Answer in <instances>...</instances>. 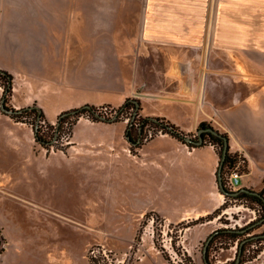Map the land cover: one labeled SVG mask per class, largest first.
Segmentation results:
<instances>
[{
    "label": "crops",
    "instance_id": "obj_1",
    "mask_svg": "<svg viewBox=\"0 0 264 264\" xmlns=\"http://www.w3.org/2000/svg\"><path fill=\"white\" fill-rule=\"evenodd\" d=\"M13 2L0 0L5 25ZM21 12L19 17L28 10ZM38 28L28 33L31 57L22 48L18 52L28 67L21 71L22 90L14 89V98L24 102L14 104L17 108L37 102L53 120L83 104L120 105L136 96L142 116L165 117L187 133L197 132L204 122L226 133L230 152L245 160L238 189H264V0H146L134 40L104 42L102 62L86 59L74 68L73 39L69 41L58 25L53 27L58 39L35 36ZM95 78L100 85H95ZM17 126L26 131L36 152L46 155L43 147L37 149L35 138ZM127 126L126 121L81 118L73 129V153L52 156L62 165L70 164L73 175L86 178L83 188L88 193L100 192L96 179L102 171L119 172L122 166L116 199L124 205L132 201L137 203L134 208H141L143 198L147 208H158L167 216L178 209L181 218L203 216L219 207L224 195L217 176L221 159L214 145L190 147L165 134L133 155ZM3 198L26 204L18 196ZM3 211L0 226L8 237L0 264L12 244L19 251L6 264H39L38 259L54 264L56 255L48 244H60L59 239L30 237L19 217H12L7 208ZM11 229L15 237L9 236ZM234 253L230 249L223 256L230 259Z\"/></svg>",
    "mask_w": 264,
    "mask_h": 264
},
{
    "label": "rangeland",
    "instance_id": "obj_2",
    "mask_svg": "<svg viewBox=\"0 0 264 264\" xmlns=\"http://www.w3.org/2000/svg\"><path fill=\"white\" fill-rule=\"evenodd\" d=\"M145 5L146 0H28L27 4L26 0H14L9 9L11 17L6 18L8 23L3 24L0 18V69L13 76L12 92L7 94L6 107L23 109L37 105L41 108L37 102L20 108L14 105L24 103L22 99L14 98L15 86L21 89L23 85L21 71L28 67L22 65L24 61L19 58L18 52L22 48L23 54L31 57L27 38L34 26L39 25V30L34 32L35 36L58 39L59 34L53 30L58 25L69 41L73 39L74 68L83 65L86 59L95 61L94 63L102 62L100 49L104 42L134 40L142 24ZM23 10H28V13L19 17L18 13L21 14ZM93 81L95 85H100V79L95 78ZM5 89V81L0 78V212L7 208L12 217H19L29 227L30 237L59 239L60 244L58 240L46 243L55 252L54 264H205V245L215 231L241 230L263 219L264 213L260 205L223 193L219 207L203 216L193 214L181 218L178 209L167 211V216L165 211L158 208H147L148 202L143 198L141 208H134L133 203L136 202L132 201L121 204L116 197L120 188L119 172H122V166L119 172L115 169L102 171L101 178L96 179L97 184H101L100 192L88 193L83 188L86 178L73 175L70 164L62 165L52 155L73 153V129L81 118L95 122L126 121L128 129L133 110L128 109L117 121L94 120L87 114L80 116L75 123L73 118L70 119L65 123L61 138L57 140L56 134L55 146L50 149L43 147L35 139L37 149L43 147L49 156L46 157L43 153L36 152L29 144L26 131L17 126L24 127L29 137L35 138L33 117L25 116L22 122L2 111ZM31 97L33 96L28 97L29 101L32 100ZM130 98L138 99L136 96H129L120 105L102 103L96 106L100 108L99 112L114 117L116 110ZM61 113L53 120L45 113L46 121L41 122L43 132L52 133L48 125H57ZM140 117L156 116L139 114L136 125ZM146 132L148 139L141 146L133 148L130 143L133 155H139V148L147 142L159 135L168 134L158 132L153 126H148ZM192 134L197 135V132ZM194 138L196 139L195 136ZM217 147L219 150V146ZM217 147L215 149L219 155ZM244 167L245 162L242 161L239 171ZM14 194L25 200L26 204L3 198H11L12 195L16 197ZM173 196L176 197L175 194ZM1 218L7 221L4 215ZM16 233L15 229L8 231L10 237H15ZM238 233L244 235L231 237L228 233H222L210 248L208 245L206 254L209 253L208 259L212 264H234L241 241L263 234L264 222ZM4 236L8 237L6 234ZM246 244V261L243 264H264V239H255ZM12 245L3 264L11 263L17 257L16 251L19 250L16 245ZM230 249L235 253L229 259L223 255ZM46 261L48 260L38 259L39 264H46Z\"/></svg>",
    "mask_w": 264,
    "mask_h": 264
},
{
    "label": "trees",
    "instance_id": "obj_3",
    "mask_svg": "<svg viewBox=\"0 0 264 264\" xmlns=\"http://www.w3.org/2000/svg\"><path fill=\"white\" fill-rule=\"evenodd\" d=\"M0 78H3V80L5 81L6 96H4L2 99V102L5 104L7 94H10L12 92L13 76L10 73L0 69ZM5 107H6V105H5ZM7 109H9V108H7ZM99 109L100 108L97 107L96 105L86 104V105H83L79 108H74V109L62 112L59 116L57 125H50V124L48 125V127L52 129L51 134H46V132H43L41 122L46 121V117H45L44 111L41 108H39L37 105L28 106V107L23 108V109L11 108L9 110H11L12 112L8 113V114H10L17 121H22V122H24L23 119L25 118V116H32L33 121H34V122H32V124L35 128V139H36V141L39 144H41L43 147L50 149L52 146H55L54 139H55L56 134L58 135L57 140L59 138H61L62 133L64 131L65 123L68 122L72 118L74 119L73 123H75L80 116L87 114V115H90L94 120L95 119H97V120L103 119L106 121H117L121 118V116L128 109H132L133 111L130 113V118H132V119H131V123L127 129L126 136H127L128 140L131 143L133 148H137V147L141 146L143 144V142L148 139L146 128L148 126H153L155 129H157L158 132L168 133V134L172 135L173 137L181 140L182 142H184V143H186L192 147L203 146V145L208 144V143L213 144L215 147L219 146V150H218V147H217V150L219 151L220 159L222 160L223 149H224V140L221 137L213 135L208 131H204L201 133V136H203V138H204V142L201 145H196L193 142L186 141V137H191L192 139L195 140V138H194V136H195L196 139H198V137H199L198 131L201 129L212 128V129L216 130L209 123H205V122L201 123V125L199 126V128L197 130V135L185 132L179 126H177L176 124L172 123L171 121H169L168 119H166L164 117H140L138 119V123L136 125L135 124L136 119L138 118V116L140 114L139 113L140 101H139V99H136V98L128 99L121 107H119L116 110V114L113 115L114 117H110L108 115H105L104 113L99 112ZM5 113H7V112H5ZM219 133H221V132L219 131ZM221 134L229 140V137L226 133H221ZM237 162H238V154H234V153L230 152V148H228V152H227L226 158L223 162V168H222V177H223L224 184H225V187H226L228 192L237 191V190H230L227 187V182H226L227 181V174L230 172L231 169H233L235 167ZM221 192H223V191L221 190ZM252 192H254V190H251L250 193L246 192V191H241L235 196H231V195H226V196H231L232 198L241 199V200L242 199L251 200L254 203L260 205L262 210H263V213H264V189L262 191H259V192L256 191L261 195V197L253 194ZM262 218L264 220V214H263ZM222 233H228V235H230L231 237H240V236L244 235V234H239L236 230H224V229L217 230L212 234L213 236L210 240L209 248L212 246V244L216 241V239L218 237L223 235ZM250 238L251 237H248V238L243 240V241H245V243L242 245V252L240 254V261L241 262L239 264H243L246 261V258H245V252L247 250V248H246L247 244L246 243L253 241L255 239H259V238H255V239H250ZM243 241H241V243ZM6 244H7V239L5 238L4 233H3V229L0 226V255L5 252ZM208 257H209V253L207 255V259H208ZM209 264H212V263L209 261Z\"/></svg>",
    "mask_w": 264,
    "mask_h": 264
},
{
    "label": "water",
    "instance_id": "obj_4",
    "mask_svg": "<svg viewBox=\"0 0 264 264\" xmlns=\"http://www.w3.org/2000/svg\"><path fill=\"white\" fill-rule=\"evenodd\" d=\"M1 108H2L3 111H5V112H7V113H11V112H12L11 110H9V109H7V108L5 107V104H4L3 102L1 103ZM204 131H208V132H210L211 134L216 135V136H219V137H221V138L224 140L223 156H222V160L220 161V165H219V169H218V183H219V187H220V189L223 191L222 193L225 194V195H231V196H235V195H237V194H238L239 192H241V191H246V192H249V193H250L251 190H250V189H247V188H242V189H239V190H237V191H233V192H228V191H227V189H226V187H225V184H224V181H223V177H222V168H223V162H224V160H225V158H226V155H227V152H228V148H229V140H228L225 136H223L221 133H219V131L214 130V129H212V128L201 129V130L198 131L199 137H198L197 140H196V139L194 140V139H192L191 137H186V141H188V142H193V143H195L196 145H201V144L204 142V138H203V136H201V133L204 132ZM252 193L261 197V195H260L258 192H256V191H254V192H252ZM263 221H264V220L262 219V220H260L259 222L255 223V224H252V225H250L249 227H247V228H245V229L236 230V231H237V232H240V233H243V232L247 231L249 228H252V227H254L255 225H257L258 223H263ZM212 236H213V235H211V236L209 237V239L207 240L206 245H205V250H204L205 264H209V260L207 259V254H206V253H207V247H208V245H209V243H210V240H211ZM255 238H264V233H263V234H259V235H254V236L251 237L250 239H255ZM244 243H245V241H243V242L240 244V249H239L238 257H237V259H236V261H235L234 264H239V263H240V254H241V252H242V245H243Z\"/></svg>",
    "mask_w": 264,
    "mask_h": 264
},
{
    "label": "built area",
    "instance_id": "obj_5",
    "mask_svg": "<svg viewBox=\"0 0 264 264\" xmlns=\"http://www.w3.org/2000/svg\"><path fill=\"white\" fill-rule=\"evenodd\" d=\"M244 161V159H242L241 155H238V162L235 165V167L233 169L230 170L229 175L227 176V187L230 190H238V186L240 184V180H241V173L238 169V167L240 166V164Z\"/></svg>",
    "mask_w": 264,
    "mask_h": 264
}]
</instances>
